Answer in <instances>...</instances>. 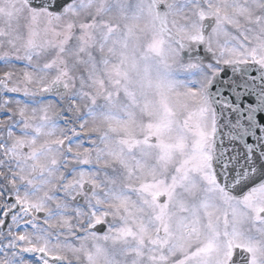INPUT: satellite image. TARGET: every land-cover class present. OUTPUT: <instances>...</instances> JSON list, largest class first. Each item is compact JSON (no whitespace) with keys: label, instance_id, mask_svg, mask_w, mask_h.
I'll return each mask as SVG.
<instances>
[{"label":"snow or ice","instance_id":"snow-or-ice-1","mask_svg":"<svg viewBox=\"0 0 264 264\" xmlns=\"http://www.w3.org/2000/svg\"><path fill=\"white\" fill-rule=\"evenodd\" d=\"M0 264H264V0H0Z\"/></svg>","mask_w":264,"mask_h":264}]
</instances>
